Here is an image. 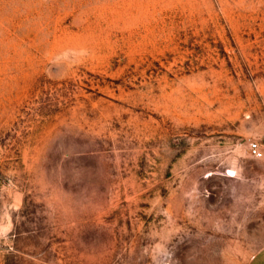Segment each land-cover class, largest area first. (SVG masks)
<instances>
[{"label": "rangeland", "instance_id": "rangeland-1", "mask_svg": "<svg viewBox=\"0 0 264 264\" xmlns=\"http://www.w3.org/2000/svg\"><path fill=\"white\" fill-rule=\"evenodd\" d=\"M263 247L264 0H0V264Z\"/></svg>", "mask_w": 264, "mask_h": 264}, {"label": "crops", "instance_id": "crops-1", "mask_svg": "<svg viewBox=\"0 0 264 264\" xmlns=\"http://www.w3.org/2000/svg\"><path fill=\"white\" fill-rule=\"evenodd\" d=\"M248 264H264V247L261 248L249 261Z\"/></svg>", "mask_w": 264, "mask_h": 264}, {"label": "built area", "instance_id": "built-area-1", "mask_svg": "<svg viewBox=\"0 0 264 264\" xmlns=\"http://www.w3.org/2000/svg\"><path fill=\"white\" fill-rule=\"evenodd\" d=\"M252 150H253L254 153L258 152V143H253L252 144Z\"/></svg>", "mask_w": 264, "mask_h": 264}]
</instances>
